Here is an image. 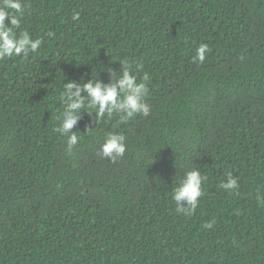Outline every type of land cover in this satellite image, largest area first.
<instances>
[{
    "label": "trees",
    "instance_id": "16d2710c",
    "mask_svg": "<svg viewBox=\"0 0 264 264\" xmlns=\"http://www.w3.org/2000/svg\"><path fill=\"white\" fill-rule=\"evenodd\" d=\"M23 2L15 31L42 44L0 61V264H264V0ZM125 61L149 115L81 109L69 152L64 84ZM109 132L125 137L115 161ZM191 169L206 179L185 215L171 197Z\"/></svg>",
    "mask_w": 264,
    "mask_h": 264
},
{
    "label": "clouds",
    "instance_id": "9594fccd",
    "mask_svg": "<svg viewBox=\"0 0 264 264\" xmlns=\"http://www.w3.org/2000/svg\"><path fill=\"white\" fill-rule=\"evenodd\" d=\"M27 8L28 5L23 0H0V61L12 57L27 59L30 53L38 54L42 39H33L27 30L19 34L15 31L19 28ZM79 16V12H75L72 19L78 20ZM54 35L55 33H48V36ZM210 51L208 44L201 43L195 49L193 59L203 64L206 54ZM137 67L140 66L137 65ZM108 71L111 77L108 83L93 78L80 84L68 80L63 86L61 100L64 110L55 131L67 136L69 152L79 140V137L71 129L80 117L81 109H95L96 120L102 119L106 115L109 118L116 115L119 116L121 122L134 117L137 113L145 117L150 113V108L145 102L149 89L145 82H137L131 65L125 61L119 74L115 69ZM144 80H147V76L144 77ZM125 152V137L116 132L107 133L99 154L115 161L117 158L123 157ZM205 179L206 177L198 169L185 171L184 175L179 178L178 185L173 189L171 197L176 203L178 213L191 215L196 209L199 198L203 194L201 185ZM221 187L235 191L239 187L238 179L229 172L227 181L222 183ZM205 227L212 228L213 223L208 222Z\"/></svg>",
    "mask_w": 264,
    "mask_h": 264
}]
</instances>
